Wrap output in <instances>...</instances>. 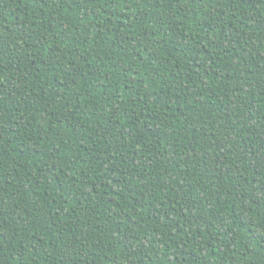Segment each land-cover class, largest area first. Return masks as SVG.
Wrapping results in <instances>:
<instances>
[{"label": "trees", "instance_id": "obj_1", "mask_svg": "<svg viewBox=\"0 0 264 264\" xmlns=\"http://www.w3.org/2000/svg\"><path fill=\"white\" fill-rule=\"evenodd\" d=\"M0 264H264V0H0Z\"/></svg>", "mask_w": 264, "mask_h": 264}]
</instances>
